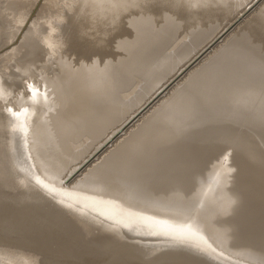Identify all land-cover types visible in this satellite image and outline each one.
<instances>
[{
	"label": "bare ground",
	"instance_id": "6f19581e",
	"mask_svg": "<svg viewBox=\"0 0 264 264\" xmlns=\"http://www.w3.org/2000/svg\"><path fill=\"white\" fill-rule=\"evenodd\" d=\"M0 1L11 11L4 19L2 9L7 22L0 24L10 28L0 34V49L7 46L0 53V219L18 213L29 226L9 222L13 233L26 227L25 238L21 230L18 236L38 250L67 238L60 232L70 227L91 242L100 228L147 248L150 240L160 249L168 242L166 253L176 241L174 248L197 249L206 262L264 264V4L68 188V170L126 127L232 13L255 0H199L197 8L191 0H123L110 9L126 13L116 28L94 13L90 24L82 8L73 11L81 0ZM96 57L103 66L91 63ZM12 184L29 199L15 196ZM52 225L69 228L53 226L54 236ZM107 235L93 243H110ZM33 251L0 246V257L36 264ZM115 254L112 264L147 262Z\"/></svg>",
	"mask_w": 264,
	"mask_h": 264
},
{
	"label": "rangeland",
	"instance_id": "374dc122",
	"mask_svg": "<svg viewBox=\"0 0 264 264\" xmlns=\"http://www.w3.org/2000/svg\"><path fill=\"white\" fill-rule=\"evenodd\" d=\"M7 0H2V2H3V5L5 4V2H6ZM1 2V1H0ZM263 2V3H262ZM63 2H60V4H62ZM245 4V3H244ZM262 4H264V0H255L254 2H253V4L252 5H249V6H247L246 7V9L244 8V10L243 11H240L242 8H240L239 9V12L240 13H237L238 11H235L234 13H232L231 15H233L232 17H231V15H230V17L231 18H227L226 20H225V22H224V26L222 27L221 26V28L219 29V30H223V32H221V31H219L218 30V32H216L214 35H213V37L207 42V45L206 46H202L203 48L201 49V50H199V55L198 56H196L195 58V61H193L192 63H189V66H187L184 70H182V72L177 76V77H175V79L174 80H172L171 82H169V84L167 85V87H166V89L165 90H163L162 92H160L157 96H156V98H154L148 105H145L143 108H141L140 110H138L137 111V113L135 114V115H133V116H131V119H130V121H129V123L127 124V126L126 127H123V128H121L118 132H116L115 134H113V136H111L100 148H98L97 150H95V151H93L92 153H90L89 154V156L87 157L88 159L84 162V163H82L79 167L77 166V165H75V167L73 166L70 170H68V174L65 176V177H63V184H64V186L65 187H68V188H71V187H73V184H72V181H74L76 178H78V177H80L79 175L80 174H78L79 172L81 173L82 172V170H83V168H85V166L88 168V167H90V165L91 164H93V163H95V161H97L98 159H96V156L98 155V154H101V151L103 150V153L101 154V155H103L104 153H106L107 152V150H109L110 148H112L113 147V144H115L117 141H119V139L120 138H122V137H124L125 135H126V132L125 131H129V130H131V128H134V126L137 124V123H139V121L142 119V117H144L146 114H148L157 104H158V102H161L164 98H166V94H168L169 95V91L172 89H174V87L175 86H178L179 85V83L180 82H182L186 77H187V75H188V73L192 70V69H194V67H196L197 65H199L202 61H204L205 59H206V57H209L210 55H211V51H215V50H213L214 48L215 49H217V46H218V44L220 45V43L222 44L227 38H228V36H230V35H232L234 32H237L238 30H239V27H241L243 24L242 23H244L247 19H248V17L247 16H251L252 14H254L260 7H262L263 5ZM259 5H261V6H259ZM2 6V3H0V7ZM257 6H258V8H257ZM4 10V12H3V10ZM2 9L0 8V19H3V18H1V17H4L5 15H7V17L6 18H4V19H8L9 17H10V15H8L9 14V12L11 13V11L9 10V9H6L5 7H2ZM2 10V11H1ZM6 11H8V14L6 13ZM254 12V13H253ZM2 13H4V14H2ZM251 14V15H250ZM2 15V16H1ZM247 17V18H246ZM0 20L1 22H0V24H1V26L2 25H4V23H3V21H5V20ZM246 19V20H245ZM229 21V22H228ZM231 21V22H230ZM7 21H5V23H6ZM1 26H0V29H1V31H0V34H1V32L3 31V29L5 28H1ZM3 27V26H2ZM226 27V28H225ZM6 29V28H5ZM9 30H10V28H8ZM238 29V30H237ZM9 30H7L6 29V31H9ZM5 31V32H6ZM219 32H220V34H219ZM1 37V36H0ZM227 37V38H226ZM2 39H3V37H2ZM223 39H225V40H223ZM216 40V41H215ZM0 41L2 42V40L0 39ZM4 50L5 49H7V46L6 47H4L3 48ZM3 49H0V53H1V51H4ZM202 51V52H201ZM209 54V56H207ZM182 80V81H181ZM171 88V89H170ZM171 90V91H172ZM167 95V96H168ZM152 108V109H151ZM150 110V111H149ZM136 122V123H135ZM131 123V124H130ZM131 126V127H130ZM125 129V130H124ZM127 129V130H126ZM123 130V131H122ZM121 131V132H120ZM123 132V133H122ZM119 133V135H117ZM121 133V134H120ZM125 133V134H124ZM116 136H118L117 137V139L115 140V141H113L112 142V140L113 139H115L116 138ZM111 141V142H110ZM110 142V143H109ZM104 147H106V148H104ZM109 148V149H108ZM104 151H106V152H104ZM91 163V164H90ZM87 164V165H86ZM77 166V167H76ZM73 168H76V169H73ZM13 173H15V174H17V172L16 171H13ZM73 173V174H72ZM78 175V176H77ZM22 182H24L25 184H27L25 181H22ZM27 185H29V184H27ZM30 186V185H29ZM12 189H13V191H16V193H14V195L15 196H20V197H24V198H28L29 199V196L31 195V194H27V193H25L24 192V189H20V186H19V189H17V186L15 185V184H12ZM20 191H22L23 192V194L24 195H22L21 194V192ZM25 201H27V199L25 200ZM4 203H6V201L4 202ZM16 213V212H15ZM15 215H18L19 216V214L17 213V214H15ZM14 216V215H13ZM10 217V216H6L5 218H12V219H14V217ZM18 216H15V221H11L12 219H10V221H9V219L7 220V219H5V218H2V219H0V221L2 222V221H6V222H0V240H2V241H4V243H6V244H4V245H1V242H0V246H4V247H12L13 248V244H14V247H16V249H21V245H22V248H26V249H29L30 251H33V250H35L36 248H34V246L31 244V243H29L28 241H26L25 243H24V241L22 240L23 239V237L25 238V235H24V233L23 232H27V231H25V230H27V228L29 227L28 225H27V223L26 224H24L23 222H24V220H22L21 221V223H20V221H18V220H21V219H23V218H20V219H18L17 217ZM16 219H18V220H16ZM17 221L19 222V225H23V227H24V225L27 227H25V228H23V227H19L20 229L19 230H17V232H15V233H13L14 232V228L16 229L18 226H16L15 227V224L17 225L18 223H17ZM7 222H8V225H7ZM9 222H11V224L13 225L14 224V222H15V224L13 225L14 226V228L12 229L11 227H12V225L10 226V224H9ZM5 223V224H4ZM56 227L57 226V229L55 228V230H60V229H62V228H65V226L66 227H68L69 228V226L68 225H64V226H60L61 228H58V225H52V227ZM49 228L48 229H51V230H49V231H51L52 232V234L54 235V236H56L55 234H57V233H59V232H56V233H54V227H53V229L51 228V226H48ZM24 231H23V230ZM67 229V228H66ZM97 230H98V228H96ZM22 231V232H19V231ZM53 230V231H52ZM63 230V229H62ZM62 230H60V231H62ZM67 230H70V231H72L71 230V227L69 228V229H67ZM67 230L66 231H62V232H60L62 235L65 233V235L67 236V238H68V234H69V236H70V240H69V238L67 239V238H62V237H59L60 239L58 240V238L57 239H55V241H52L51 243H54V242H56L55 243V245L57 246V245H59V246H57L56 248H53L52 249V246H55L54 244H51V243H49L50 245H51V248L49 247L50 245H48V246H46V248L44 249V248H40V249H36L35 251H33L34 253H38L39 254V256L38 255H36V258L37 259H34V261L36 262V264L37 263H39V264H43L44 262H45V259L47 260L44 264H51L53 261H55L56 259V261H55V263H59V262H62V263H59V264H87L88 262H90L91 260V264H106V261H107V263L108 262H110L111 264H112V262H114L115 261V257L113 258V256H116V254L115 253H119L118 254V257H119V255H120V258H121V255H122V257H125V256H127V255H129L130 253H129V251H134L135 250V248H136V250H137V252L138 253H141V252H144L145 250L143 249V247H145V248H147L146 246H143V245H145V243H140V242H138V241H134L133 242V240L130 242L129 241V239L130 238H128V237H126V236H124V238H122L121 236H122V234H119L118 235V233H115V236H114V234L113 233H110L109 231H105L104 229H101V230H103V231H105V232H107V234H109L110 233V235L112 236V237H110V235H107V234H104V232L103 231H101L100 230V228H99V233H101V234H99L98 232L97 233H95L96 235L98 234V235H100L99 236V238L101 239L102 237L101 236H103L104 237V235H107V237H108V239H110V240H112V241H110V240H105V239H107V238H105L104 240H102V241H110V243L108 242L107 244H109V245H107L106 243H102V244H100L99 245V243L97 242V241H99L100 239L99 238H97L98 237V235H97V237H91L93 240H97V241H95V243H93V240H92V242H91V240L89 241V239L87 238V236H86V234H87V232H85V231H82V233L84 232L85 233V236H84V238H83V236H81V235H83V234H81V235H77V234H79V233H77V234H75L76 232L74 231V234H70V233H68L67 232ZM13 231V232H12ZM101 231V232H100ZM18 232H19V234L21 233V234H23V235H20L21 237H19L18 235ZM109 232V233H108ZM8 233V235L9 236H7L6 234ZM17 233V235H15ZM68 233V234H67ZM14 235V236H13ZM53 235H51V236H53ZM65 235H63V237H66ZM73 235V236H72ZM77 236V240H76V236ZM95 235V236H96ZM117 235V236H116ZM11 236V237H10ZM23 236V237H22ZM61 236V235H60ZM71 236L72 237H74L75 238V241H74V238H73V240H72V238H71ZM88 236L90 237V234H88ZM92 236V235H91ZM114 236V237H113ZM119 236H120V238H119ZM79 237V238H78ZM81 237V238H80ZM85 237L87 238L86 240H88L89 241V243H88V241H85V242H87L88 244H85V242H84V245L82 244V242H83V239H85ZM128 238V240L126 239V238ZM21 238V239H20ZM62 238V239H61ZM90 238V239H91ZM97 238V239H96ZM112 238V239H111ZM118 238L121 240V238H122V242L123 241H125V244H127V245H129L128 243L130 242L131 244V247L132 248H134V249H132L131 247H128L127 245H125L124 243V245H122L121 243L120 244H117V242L119 243L120 242V240H118ZM65 239H67V240H65ZM80 240V242H81V244H80V242H79V240ZM81 239H82V241H81ZM125 239V240H124ZM22 242H21V241ZM58 240V241H57ZM63 240H64V243H63ZM73 242H72V241ZM115 240H117V241H115ZM20 241L21 242V244H20V242L18 243V242ZM60 241L63 243H61V246L62 245H64V244H66L67 246L65 247L66 249L64 250V251H62L63 249H64V247H61L60 246ZM70 241V242H69ZM76 241H78L79 242V244L83 247L82 249H79L81 246H79V244H77L76 246H77V248L75 247V244H76ZM113 241H114V243H116L117 244V246H119V245H122L123 247H125V246H127V247H125V248H127V249H125V248H123L122 246H119L120 247V249H124L123 251L121 250L120 251V249H117L118 251L116 252V250H115V248H113L114 247V245H116V244H114L113 243ZM127 241H128V243H127ZM151 241L152 240H150V241H148L147 243H149V244H151ZM168 241H172V240H168ZM9 242V243H8ZM11 242H13V243H11ZM29 243V245H28V243ZM59 242V244H57ZM67 242H68V244H70V245H72V247L74 248H71L70 247V245H68L67 244ZM77 242V243H78ZM111 242L114 244H111ZM137 242L142 246V247H139L140 245H138L137 244ZM160 242V241H159ZM158 242V240L155 242V240L154 241H152V243L153 244H151V245H147L148 246V250L150 251V254L148 253H145V252H147V251H145L144 252V254L143 253H141V254H143L142 255V257H140L141 256V254H138L136 251H134V252H136L137 253V256H136V254H134V252H132L133 254H134V257H133V254L131 255V256H127V257H129V259H131L130 257H133V260H132V262L133 261H147V262H145V263H143V264H167V263H169V264H188V263H190V264H211V262H212V264H217L216 262L215 263H213V260H210V259H208V261L206 262L205 260H207V258H208V256L207 255H205V254H203V252H201V251H196L195 249H194V251H193V248H189L188 246L186 247V246H184V245H180L181 247L183 246L184 248L186 247V248H189V249H192V251L194 252V254H196L197 253V255L199 254V255H201L200 257H199V255L197 256V255H194V254H192V252H191V250H188V252L190 251V253H188L187 252V249L185 248L183 251L181 250V247L180 246H178L177 245V247H175L174 248V244L176 245L177 244V242L176 241H174V243L172 242H169V245H168V247L170 248V245H172L173 247L172 248H168V249H166L167 251H168V253L169 252H172L173 253V255L175 254H177L178 252L177 251H175L176 250V248L179 250V253L175 256H170V257H166V258H164V256H166V255H170V254H172V253H166L165 252V248H167V244H168V242H167V244H165L164 243V240H162V244H165V245H161L162 247V249H160V247H156V245L159 243ZM15 243H17V245L15 244ZM72 243V244H71ZM92 243V244H91ZM96 243H98V244H96ZM100 243H101V240H100ZM154 243H156V245L154 244ZM8 244V245H7ZM10 244H12L11 246H10ZM74 244V245H73ZM90 244V245H89ZM95 244H96V246H95ZM104 244V245H103ZM137 244V245H136ZM23 245H26V246H23ZM46 245V244H45ZM87 245H89V246H87ZM92 245H94L95 247H92ZM103 245V246H102ZM107 245V246H106ZM111 245H113V247L111 246ZM129 245V246H130ZM133 245V246H132ZM19 248H18V247ZM28 246V247H27ZM31 246H33V248L31 247ZM65 246V245H64ZM89 247V251L86 249V248H84V247ZM136 246V247H135ZM151 248H150V247ZM158 246V245H157ZM160 246V245H159ZM79 247V248H78ZM90 247H91V249H90ZM99 247V249L100 250H98L97 248ZM118 247V248H119ZM122 247V248H121ZM137 247H139L140 249H138ZM153 247H155L158 251H161V252H159L158 254L156 253V252H153L152 250L154 249ZM165 247V248H164ZM180 247V248H179ZM182 247V248H183ZM52 250V253H51V251H50V249ZM72 250V251H78V250H84V249H86L85 250V252L87 251L88 252V254H87V252L86 253H84V251H83V253L81 252V251H79V252H81L80 254L81 255H77V254H74V253H71L72 251H70V249ZM77 250H76V249ZM95 250H94V249ZM113 248V249H112ZM117 248V247H116ZM129 248V249H128ZM143 250H142V249ZM159 248V249H158ZM33 249V250H32ZM42 249H44L45 251H44V253H42L43 252V250ZM47 249H49V250H47ZM59 251H58V250ZM60 249H61V251H60ZM69 249V250H68ZM97 249V250H96ZM131 249V250H130ZM146 249V250H147ZM155 249V250H156ZM172 249H175L174 251L175 252H177V253H175V252H173V250ZM40 250V251H39ZM46 250H47V252H46ZM57 250V251H56ZM91 250V251H90ZM94 250V252H96V253H93L92 251ZM101 250H103V251H101ZM128 250V251H127ZM139 250V251H138ZM142 250V251H141ZM154 250V251H155ZM170 250H172V251H170ZM180 250H181V252H180ZM65 251H66V253H65ZM68 251H70V253L68 252ZM124 251H126L125 253H123L122 254V252H124ZM141 251V252H140ZM148 251V252H149ZM196 251V252H195ZM46 252V253H45ZM52 254V257H53V254H55V255H57V253H58V255L57 256H55L54 255V257L55 258H53V261L51 262L50 260H48L49 258L51 259L52 257H51V254ZM55 252V253H54ZM60 252V253H59ZM79 252H78V254H79ZM92 252V253H91ZM97 252H99V253H97ZM112 252V253H111ZM127 252L129 253V254H127ZM153 252V253H152ZM200 252V253H199ZM40 253H42V254H40ZM47 253L49 254V256L50 257H48V256H46L47 255ZM62 253H63V255H62ZM68 253V254H67ZM76 253V252H75ZM90 253H91V255H90ZM162 255H161V254ZM184 253V254H183ZM187 253V254H186ZM155 255L156 257H160V258H156L155 256H153V255ZM165 254V255H164ZM41 255V256H40ZM42 255H44V256H42ZM125 255V256H124ZM140 255V256H139ZM144 255H149L148 257H146V256H144ZM158 255V256H157ZM164 255V256H163ZM203 255H205V256H203ZM92 256V257H91ZM144 256V257H143ZM151 256V257H150ZM179 256H181V258H178ZM194 256H196L195 258H194ZM39 257V258H38ZM42 257H45L44 258V260L41 262V260L43 259ZM48 257V258H47ZM61 259H60V258ZM64 257V258H63ZM66 257V258H65ZM105 257V258H104ZM175 257H177V258H175ZM201 258V259H199V258ZM78 258V259H77ZM94 258H96V259H94ZM102 258V259H101ZM107 258V259H106ZM114 260H113V259ZM135 258V259H134ZM137 258V259H136ZM139 258V259H138ZM142 258V259H141ZM154 258V259H153ZM174 258V259H173ZM38 259H39V261H38ZM101 259V260H100ZM104 259V260H103ZM149 259V260H148ZM153 259V260H152ZM158 259V260H157ZM169 259H171V260H169ZM173 259V260H172ZM52 260V259H51ZM8 260L6 259V258H3V257H0V264H7L8 262H7ZM50 263H49V262ZM97 261V262H96ZM100 261V262H99ZM103 263H102V262ZM112 261V262H111ZM155 261V262H154ZM164 261V262H163ZM185 261V262H184ZM191 261V262H190ZM93 262H96V263H93ZM182 262V263H181ZM187 262V263H186ZM54 263V264H55ZM90 263H88V264H90ZM110 263H108V264H110ZM220 264V263H219ZM243 264V263H242ZM246 264V263H245Z\"/></svg>",
	"mask_w": 264,
	"mask_h": 264
},
{
	"label": "clouds",
	"instance_id": "9594fccd",
	"mask_svg": "<svg viewBox=\"0 0 264 264\" xmlns=\"http://www.w3.org/2000/svg\"><path fill=\"white\" fill-rule=\"evenodd\" d=\"M123 2V0H81V3L78 6H74L73 11L79 7V10L82 8L83 12L88 15V21L91 24L93 20V13L95 15L96 21H106L110 28H116L118 25L121 16L126 13H121L120 15H116L115 11H110V9H116L119 5V3ZM193 8H197L199 4V0H191ZM67 10V9H65ZM68 11V10H67ZM66 22V17H64L58 22L59 25H62ZM60 31V29H59ZM91 38V37H90ZM118 39L115 43V46L117 43H119ZM64 43V47H65ZM74 58V57H73ZM111 59L108 58L104 61V63H107V61ZM98 63L100 64L99 58H93L91 63ZM81 63H87L83 60H81ZM103 63V64H104ZM103 66V65H101Z\"/></svg>",
	"mask_w": 264,
	"mask_h": 264
}]
</instances>
